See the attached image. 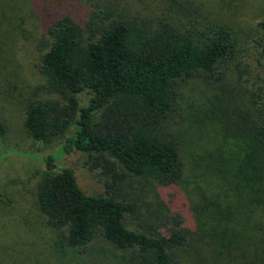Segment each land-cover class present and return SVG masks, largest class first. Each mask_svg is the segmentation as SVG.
<instances>
[{"label":"trees","instance_id":"16d2710c","mask_svg":"<svg viewBox=\"0 0 264 264\" xmlns=\"http://www.w3.org/2000/svg\"><path fill=\"white\" fill-rule=\"evenodd\" d=\"M129 5L130 0H30L46 38L37 69L52 95L33 98L24 108L23 128L39 145L31 156L45 169L36 204L47 226L65 230L67 245L80 253L102 239L125 252L127 264H179L177 249L192 244L197 227L185 222L189 205L179 191L185 164L178 135L168 129L181 119L178 83L192 77L224 82L238 45L231 27L181 4L176 6L182 24L146 22ZM257 27V68L248 78L237 71L240 104L228 133L246 140L250 163L264 174V17ZM83 92L89 98L79 106ZM62 137L59 156L40 150ZM74 152L87 154V169L104 196L85 194L73 170L57 166ZM128 174L175 192L172 208L167 205L164 216L144 215L124 191Z\"/></svg>","mask_w":264,"mask_h":264},{"label":"rangeland","instance_id":"374dc122","mask_svg":"<svg viewBox=\"0 0 264 264\" xmlns=\"http://www.w3.org/2000/svg\"><path fill=\"white\" fill-rule=\"evenodd\" d=\"M176 4L228 25L238 45L224 82L192 77L178 83L181 119L168 129L178 135L185 164L179 185L189 205L185 222L197 227L192 244L177 249L179 264H264V174L250 163L246 140L228 133L240 104L237 71L244 70L248 78L257 68V23L264 17V0H130L128 8L146 22L182 24ZM45 39L30 0H0V264H127L126 253L102 239L85 253L69 247L65 230L48 227L37 208L45 169L31 156L39 145L24 130L23 117L29 100L52 98L37 69ZM88 98L86 92L77 95L79 106ZM64 138L40 150L59 156ZM87 158L74 152L56 164L73 170L85 194L104 196ZM124 191L144 215L164 216L169 202H176L175 192L164 191L149 177L128 174ZM178 211L184 213L181 206Z\"/></svg>","mask_w":264,"mask_h":264}]
</instances>
